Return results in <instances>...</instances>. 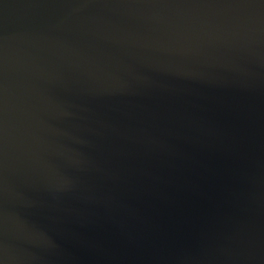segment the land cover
<instances>
[{
    "label": "water",
    "instance_id": "water-1",
    "mask_svg": "<svg viewBox=\"0 0 264 264\" xmlns=\"http://www.w3.org/2000/svg\"><path fill=\"white\" fill-rule=\"evenodd\" d=\"M0 264H264V0H0Z\"/></svg>",
    "mask_w": 264,
    "mask_h": 264
}]
</instances>
